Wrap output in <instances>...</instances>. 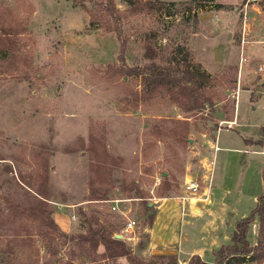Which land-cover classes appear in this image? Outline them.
Returning <instances> with one entry per match:
<instances>
[{
	"label": "rangeland",
	"instance_id": "1",
	"mask_svg": "<svg viewBox=\"0 0 264 264\" xmlns=\"http://www.w3.org/2000/svg\"><path fill=\"white\" fill-rule=\"evenodd\" d=\"M107 1L0 0V24L12 32L0 33V264H130L105 257L85 239L89 229L124 241L144 264H173L145 252L154 207L184 195V179L203 175L213 156L211 189L225 193L229 207L224 233L262 193V47L240 81L236 64L207 71L200 61L215 64V38L225 30L239 45L246 0H113L125 65L116 33L90 24L89 11ZM260 1L248 0L249 17ZM261 22L248 19L245 46L264 43ZM175 61L211 75L194 96L202 107L186 110L192 97L179 88L144 85L125 72ZM245 91L254 109L241 129L230 118L236 97L242 114ZM236 134L260 154L228 149ZM247 238L257 242L258 218Z\"/></svg>",
	"mask_w": 264,
	"mask_h": 264
},
{
	"label": "crops",
	"instance_id": "2",
	"mask_svg": "<svg viewBox=\"0 0 264 264\" xmlns=\"http://www.w3.org/2000/svg\"><path fill=\"white\" fill-rule=\"evenodd\" d=\"M254 10L255 11H253V9H249V18L253 20L255 17L258 18L261 16L262 27H260L259 34L261 36L259 37H262V33H264V11L257 5ZM223 32H221L223 33L222 37H220V34L215 38L218 44L214 55L215 64H208V62L203 60L200 61L207 71L211 70V67L217 64H236L239 66L240 81L241 77L248 72V68H246L247 66L244 64L248 65V62L256 58V48L262 47V58L264 59V43L258 42L257 44H248L244 46L243 51L245 52V50H247V57L244 61H239L240 47L239 45L235 46L232 44V31L225 30ZM236 53L238 55L237 59L235 58ZM247 58L249 61H247ZM243 93L247 94V96L244 97L242 114L240 112L241 101L237 103V97L242 94V90H239L236 97L235 112L230 118V123H239L241 125V129L248 127L246 125L248 124V120L246 119H248L250 109H254L252 102L249 101L248 93L246 91ZM219 131L220 130L216 133H219ZM215 140L218 151L220 148L217 144V138H215ZM236 140L237 142L234 143V148L228 149L234 150L237 153L250 152L260 154L259 151L251 149L252 146H248V144H246L238 134H236ZM262 141L264 142V137ZM261 153L263 154V152ZM204 175H206V172L200 177L190 176V178H201ZM207 193L210 200L208 203L202 201V194L190 200L181 201L178 198H174L172 200L164 198L165 200H161L157 203L154 207V218L148 228V238L145 246V252L149 254L173 255L176 258L177 264H188L189 259L194 255L200 256V258L205 260L208 264H215L213 252L221 245L230 243V236L232 232L224 233L222 231L223 227H226L229 222L227 219L229 207L228 203L225 201V193L218 195L213 191V189ZM244 215L245 214H242L240 217L242 218Z\"/></svg>",
	"mask_w": 264,
	"mask_h": 264
},
{
	"label": "trees",
	"instance_id": "3",
	"mask_svg": "<svg viewBox=\"0 0 264 264\" xmlns=\"http://www.w3.org/2000/svg\"><path fill=\"white\" fill-rule=\"evenodd\" d=\"M159 2H162L158 0ZM201 3L213 2V0H195ZM148 1H146L147 4ZM260 5L264 11V0L260 1ZM223 5L217 4L221 8ZM95 10L89 11L90 24L101 25L106 31H113L116 33L120 41V50L118 59L125 65L124 50L126 45L125 37H122L121 28L118 24L119 16L116 15L117 9L113 0H108L102 6H97ZM11 26L4 23L0 24V33L5 36H10ZM173 57L170 63L174 61ZM175 66H149L148 72H138L133 67H125L127 74H139L142 77V83L151 84L152 86H162L173 92L174 88H179L180 95L182 93L192 97L191 105L186 110L197 109L202 107V102L194 98L195 93L198 91L200 81L202 79H209L210 74L201 69L199 63H190L188 68L180 70L177 61L174 62ZM177 72H182V76H176ZM264 135V128L261 133ZM247 144L248 142L245 141ZM256 144L262 145V142ZM262 176V193L258 196L256 206L251 214L240 218L235 223V228L230 236V243L221 245L213 252L215 264H243L247 262H255L261 264L264 261V165L261 169ZM104 199V198H99ZM154 217V216H152ZM258 218V238L254 245H251L247 233L251 223ZM153 220V219H152ZM51 222V221H50ZM85 239L89 241L94 247L102 245L104 248V255L108 258H115L125 256L130 264H144L141 262L126 246L125 242L116 239L112 234L105 231H98L89 229ZM157 258H170L173 264L176 263V258L173 255H155ZM147 264H154L149 261ZM188 264H208L205 260L198 255L192 256Z\"/></svg>",
	"mask_w": 264,
	"mask_h": 264
},
{
	"label": "built area",
	"instance_id": "4",
	"mask_svg": "<svg viewBox=\"0 0 264 264\" xmlns=\"http://www.w3.org/2000/svg\"><path fill=\"white\" fill-rule=\"evenodd\" d=\"M247 12H248V0L242 3L240 13H239L241 17V34H240V39H239L240 61H243V59H246L243 56L244 55L243 49L247 42L246 28H247V22L249 19ZM257 70L261 72L264 71V63L259 64L257 66ZM218 130H220V128ZM213 148L215 151L218 149L216 144L213 146ZM262 152L264 155V149ZM205 164H206V175H204L201 178H187L186 177L184 179L183 186H184L185 194L178 197L181 201L190 200L194 197L200 196V194H202V197H201L202 201H204L205 203H208L210 201L209 195L207 192H209L212 188L214 156L210 160H208ZM112 208H115V206H113ZM133 225H134V221H129L125 226V230L132 228Z\"/></svg>",
	"mask_w": 264,
	"mask_h": 264
},
{
	"label": "water",
	"instance_id": "5",
	"mask_svg": "<svg viewBox=\"0 0 264 264\" xmlns=\"http://www.w3.org/2000/svg\"><path fill=\"white\" fill-rule=\"evenodd\" d=\"M254 1V0H253Z\"/></svg>",
	"mask_w": 264,
	"mask_h": 264
}]
</instances>
